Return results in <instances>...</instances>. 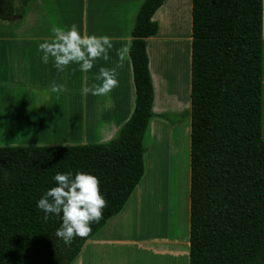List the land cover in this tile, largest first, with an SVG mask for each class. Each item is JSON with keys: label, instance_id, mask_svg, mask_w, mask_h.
Returning <instances> with one entry per match:
<instances>
[{"label": "trees", "instance_id": "16d2710c", "mask_svg": "<svg viewBox=\"0 0 264 264\" xmlns=\"http://www.w3.org/2000/svg\"><path fill=\"white\" fill-rule=\"evenodd\" d=\"M165 1L144 0L136 16V100L116 139L0 147V264H72L141 182L155 97L148 39ZM28 3L0 0V21L14 23ZM263 18V0H192L190 264H264ZM78 171L99 178L108 207L68 245L55 235L62 220L45 223L37 203L56 173Z\"/></svg>", "mask_w": 264, "mask_h": 264}, {"label": "crops", "instance_id": "0c3cea01", "mask_svg": "<svg viewBox=\"0 0 264 264\" xmlns=\"http://www.w3.org/2000/svg\"><path fill=\"white\" fill-rule=\"evenodd\" d=\"M174 1L179 2L180 0L171 2ZM187 1L189 4L190 0ZM143 2L144 0H29L26 12L19 19L20 22L16 24L18 25L16 33L6 37L8 42H28V50L18 52L20 53L18 57H27V61H25L27 64L24 63L26 65L23 66V69H21L22 62H18L19 65L14 66L13 58H11L13 53H10L6 56V61H4V65L1 64L0 69L1 95L4 94L7 103L10 102L12 107L13 105L20 106V108L15 109L19 124L23 126L22 124L25 122L32 136L34 133L41 136L38 140L25 145L74 146L103 144L118 137L120 130L133 113L136 100L130 55L127 57L124 67L117 70L119 86L113 91L105 95L94 96L91 93H83V87L85 84L91 87L100 83L97 80L100 67L112 68L115 66L118 61L116 49L124 45L131 47L132 29ZM168 4L169 0H166L164 5L157 11L154 16L155 21H158L162 12L163 16L165 15L164 11L168 8ZM190 12L192 24V0ZM73 23L78 26V30L82 35H108L112 38L113 49L109 53L110 60L108 62L96 61L95 66L88 73L80 71L79 66L75 64L66 69L64 73H58L51 58L48 64L42 62L43 53L39 51L38 46L51 39L52 27L67 28ZM24 26H27V34L22 31ZM90 26H92V29ZM159 33L148 39L149 56L150 44L159 37ZM184 34L185 32L182 30L178 32V36L173 41L176 46L185 44ZM190 34H192V28ZM189 40L192 46V35ZM179 51L176 50V54L172 56V60H177V65L174 69L168 67L172 79L176 77L174 80L176 84L182 83L186 71L185 51L182 48ZM150 71L154 80L152 60H150ZM173 74L176 76L173 77ZM53 82L63 84L66 90L62 93L53 94L50 91ZM23 87H26V92L22 90ZM15 88L18 89V92L14 91ZM6 90H12L13 94L8 92L6 95ZM46 91L51 96L58 97L61 100L58 105L63 109V111L60 109L63 112L62 116L57 117L53 115L52 110L44 108L48 104ZM25 105L34 108H24ZM184 113L187 114L189 119L182 124L169 125L165 121H159L160 125L163 126L160 129L166 130L168 138L173 136V141L179 138V140L177 139L179 145L182 140L186 142V136L188 139V180L187 189H185L186 195L183 198L185 202L183 204V225L178 226L175 218H173L176 213L173 214L174 208L171 207L176 206L175 203L174 205L165 202L162 205L159 198L156 199L157 189L154 179L156 150L151 156L148 147L144 156L145 174L125 207L87 241L72 264H140L141 256L151 257L153 261L156 259L161 261L174 259L177 261L184 260L186 264H190L191 116L186 111ZM155 118L154 115L150 125ZM58 131L61 132L54 134ZM169 153L167 149L165 157L163 149L164 156L161 157L170 163ZM175 155L182 158L181 145L173 153L172 158ZM159 160L160 155L158 164ZM176 169L180 174L182 171L180 170L182 169L181 162L176 164ZM158 200L159 202H157ZM176 212L178 213V210ZM163 214L166 218V234L159 236L154 232L157 222L155 220ZM146 216L152 218L153 234L151 235L143 234L146 228L144 222ZM176 218L178 219V217Z\"/></svg>", "mask_w": 264, "mask_h": 264}, {"label": "rangeland", "instance_id": "374dc122", "mask_svg": "<svg viewBox=\"0 0 264 264\" xmlns=\"http://www.w3.org/2000/svg\"><path fill=\"white\" fill-rule=\"evenodd\" d=\"M173 0H169L168 8L164 11L165 15L163 16V12L159 15L158 23L160 25V35L157 39L151 42L150 44V56L152 60V72L154 77V89H155V97L153 103V113L156 118L150 125V128L147 131L145 138V149L149 147V155H153V152L156 150V158L154 160V179L156 182V199L162 202L163 205L165 202L175 203L176 206L170 207L174 208V214L176 224L178 226L183 225V212L185 203L183 198H185V192L187 189V180H188V139L186 136V142L182 140L180 144L182 146L183 156L179 158V156L175 155L172 158L173 153L179 148V141H173L172 138H168L166 130H162L163 126L160 125L159 121H165L166 124H182L186 122L189 118L187 114L185 115V111L190 114V106H191V44H190V34L192 24H191V12H190V3L188 4L187 0H180L179 2H171ZM171 2V3H170ZM16 4L19 3L16 1ZM168 10V11H167ZM19 19L14 23H6L0 21V69L1 64L4 65V61H6V56L13 53L11 58L14 61V66H18V62H22L21 69L27 63V57H18L20 53L28 50V42H8L6 41V37L16 33V25L19 23ZM92 29V26H90ZM27 26L22 27V31L24 34H27ZM106 30V27H105ZM182 30L185 32V44H181L176 46V43H173L175 38L178 36V32ZM180 48L185 51L186 55V71L184 73V78L182 83L176 84L174 81L176 79H172V75L168 67L174 69L177 65V60H172V56L175 55V51L178 50L180 52ZM23 55V54H22ZM26 55V54H25ZM149 56V58H150ZM26 63V64H24ZM176 76L173 74V77ZM1 84V82H0ZM22 90H25L26 87H23ZM14 91L18 92V89H14ZM7 92V93H6ZM13 94V91H5L7 95ZM264 92V91H263ZM47 98L46 101L48 104L44 106V108H48L53 111V115L60 117L63 115V109L58 105L60 103V99L55 96H51L48 91H46ZM54 94V93H53ZM50 98V99H48ZM264 100V94H263ZM14 107V109H13ZM11 105L10 102L7 103L4 94L1 95L0 92V147H19V146H37V145H25L27 143L38 140V134H30L26 127V123L23 122V126H21L16 119V108H20L18 105ZM32 109L33 106L25 105L24 108ZM188 110H187V109ZM62 109V111L60 110ZM159 128V129H158ZM165 129L167 127L164 126ZM181 129V128H180ZM58 130V129H57ZM158 130L160 131L158 133ZM180 133L181 130H179ZM61 131H58L54 134H57ZM183 135V133H182ZM163 136V137H162ZM263 136H264V107H263ZM164 149V155L166 157L167 149L170 152V163L167 160L162 159ZM160 155V160L158 164V157ZM163 155V156H164ZM181 162V173L179 174L178 168L176 169V164ZM157 164V165H156ZM170 164V170H169ZM164 165V166H163ZM179 174V175H178ZM159 200L157 202H159ZM174 204V205H175ZM182 204V205H181ZM178 210V213L176 212ZM157 217V216H156ZM178 217V219L176 218ZM174 220V219H173ZM157 221L155 224L154 232L157 235L166 234V218L163 215L157 217ZM145 222V230L143 234L151 235L153 234L152 227V218L151 216L144 217ZM140 264H186L184 260H174V259H165L155 261L152 260L151 257H140Z\"/></svg>", "mask_w": 264, "mask_h": 264}, {"label": "clouds", "instance_id": "9594fccd", "mask_svg": "<svg viewBox=\"0 0 264 264\" xmlns=\"http://www.w3.org/2000/svg\"><path fill=\"white\" fill-rule=\"evenodd\" d=\"M51 32V39L39 44L38 49L43 53L42 62L48 64L51 58L58 73H64L73 64L78 65L80 71L88 73L96 61L110 60L109 53L113 49V43L108 35H82L75 23L67 28L53 26ZM129 53L127 45L116 49L118 61L115 66L100 67L97 76L100 83L91 87L85 84L83 93L101 96L118 87L117 70L124 67ZM65 90L63 84L53 82L50 86L53 93ZM54 181L56 186L46 191L37 203V207L45 213L42 220L45 223L52 217L62 220L55 235L65 244L70 245L76 238L89 237L92 225L100 223L104 210L108 207L106 198L101 194L99 178L79 171L74 175L71 172H58Z\"/></svg>", "mask_w": 264, "mask_h": 264}]
</instances>
